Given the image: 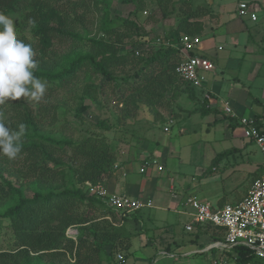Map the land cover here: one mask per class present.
Here are the masks:
<instances>
[{
  "label": "trees",
  "instance_id": "16d2710c",
  "mask_svg": "<svg viewBox=\"0 0 264 264\" xmlns=\"http://www.w3.org/2000/svg\"><path fill=\"white\" fill-rule=\"evenodd\" d=\"M108 1L0 0V12L15 20L20 38L35 49V74L48 85L42 102L0 106L13 128L24 123L27 129L18 159H0V221H8L12 234L11 247L0 249V264H102L103 256L108 264H125L132 233L124 224L115 226L114 213L85 189L87 182L103 183L116 168L117 153L102 132L126 133L142 108L162 121L161 110L181 95L199 105L197 89L175 73L182 60L177 44L181 35L202 34L201 19L212 15L210 8L180 0L176 26L156 46L159 38L150 27L173 13L174 0H151L155 8L143 20L145 0H122L134 11L117 26ZM86 101L108 115L91 124L94 131L75 139L76 125L66 115L72 111L84 122ZM197 110L202 116L213 112L204 105ZM72 226L76 242L65 236ZM189 234L193 243L200 235L213 242L225 236L212 225H195ZM233 254V264H264L244 247H235Z\"/></svg>",
  "mask_w": 264,
  "mask_h": 264
},
{
  "label": "crops",
  "instance_id": "0c3cea01",
  "mask_svg": "<svg viewBox=\"0 0 264 264\" xmlns=\"http://www.w3.org/2000/svg\"><path fill=\"white\" fill-rule=\"evenodd\" d=\"M241 1H248L255 5L258 17L256 22L238 17L237 8ZM215 18L214 25L209 24L208 17L201 19L203 32L199 36L200 40L202 41L205 37H208V40L204 43L200 41L201 49L198 48L196 51V54L207 57L214 65V70L206 74L204 85L197 89L198 106L204 105L213 112L202 116L196 106L193 107L194 104L191 101L192 108H182L185 111L184 114L188 116L185 119V126L189 127L191 124L193 128L190 131L196 133V130H215L217 126L223 124L225 138L231 146L229 150L242 153L251 142L244 139L239 118H255L260 128L264 130L263 105L257 99L250 102L249 93L244 92L246 84H252L258 78H264L262 71L264 68V0H239L234 12L229 14L227 19L222 20L214 16ZM225 85L230 95L229 102L221 97ZM262 98H264V90H262ZM225 104H228L235 116L225 114ZM140 112L142 116L139 114L136 118V121L141 122V126L136 130L138 134L135 132L130 140L120 142L118 140L116 168L102 183L111 193L144 201L150 200L153 203L152 208L142 209L124 222L126 229L133 235L131 256L125 264L133 259L136 249L139 251L142 249L144 254L134 259L132 264L143 262L155 264L154 253L149 255L147 251L149 245L154 247L156 254L166 260L163 264H171L170 259L175 258L177 254L185 257V255L199 254L200 250L203 254H208L206 260L209 264L221 258L233 264L234 254H221L214 249L205 251L207 246L204 247L202 244L207 242L210 245L213 242L209 236L200 235L195 243L189 242L188 239L186 242L182 236L176 234L174 225L176 221L179 222L180 218H183V221L179 223L180 230L186 233L185 226L192 221V211L185 204L188 197L196 196L214 207L235 205L245 198L255 179L252 181L249 176L247 180L250 182L246 188L230 191L223 186H216L217 181L222 182L223 185L221 177L219 179L206 177V172L199 171L198 165H195V168H198L197 174L188 178L180 172L181 165L173 160L178 153L167 138L163 139L162 135L157 134V128L150 122L152 116L145 108H142ZM164 128L163 133L168 135L169 128L167 127V132ZM148 158H155L163 170L158 172L155 168H149L144 174L139 173L142 160ZM167 162L172 164L170 174L173 176H163ZM248 162L250 164V161ZM213 170L217 172L218 168ZM212 182L213 187H211ZM187 247L189 249H186ZM182 249L186 250L181 253ZM192 263H194L193 260L190 264ZM104 264H108L106 258Z\"/></svg>",
  "mask_w": 264,
  "mask_h": 264
},
{
  "label": "rangeland",
  "instance_id": "374dc122",
  "mask_svg": "<svg viewBox=\"0 0 264 264\" xmlns=\"http://www.w3.org/2000/svg\"><path fill=\"white\" fill-rule=\"evenodd\" d=\"M239 0H191V4L193 7L201 6L205 8H210L212 15L209 16V24H215L216 18L214 19V16L220 17L222 20L227 19L228 15L234 12V9L236 8L237 2ZM146 7L144 8L147 15H145V12H141V19L148 16L153 9L155 8V4L151 0H145ZM174 11L171 13L166 19L161 21L159 24L155 26H151L150 29L152 31V36L157 37L162 40L165 33L169 32L172 28H174L175 24L177 23V10L179 8L180 0H174ZM210 2V3H209ZM212 3V4H211ZM108 6L110 10V14L112 19L114 20V25H119L120 18H126L129 16L130 12L134 11V8L132 5H127L122 2V0H109ZM157 17L160 18L159 13H156ZM208 37H205L202 39L201 43L207 42ZM218 40H216L217 42ZM198 46V48L201 49V44ZM160 43H156L155 45H159ZM197 48V49H198ZM126 51L125 49L121 50V53H124ZM264 72V68L262 69ZM97 83H100V78L95 79ZM224 91L221 94V97L225 101H230V95L227 92L226 85L223 89ZM245 93H249L250 95V102L251 100L254 101V99H257L261 102V105L264 107V98H262V90H264V78H258L254 83L252 84H246L245 85ZM185 95H181L177 98L176 102H174L171 106L164 108L161 110V115L163 120L162 121H156L151 117L152 124L155 125L158 131V135H162L163 139L167 138L169 140V143L174 148V150L178 153L177 157L173 160L176 161V163L180 166V172L184 175H187L188 178H191L199 171L206 172V177L209 178H217L219 179L221 177L223 181L220 183L219 181L216 182V186H223L226 189L232 191V190H240L243 188H246L248 186V183L250 180H247L249 176H251L252 180L256 179L258 175L260 174L261 170L259 171V165L261 166V155L258 150V148L251 143L247 146V149L245 151H242V153H234L230 149V143L225 138V132L223 131V124L220 126H217L215 130L210 129L209 131L206 130H196V133L191 132L190 129L193 128V126H185V122L188 118L184 113L182 108H190L192 106V102L188 100ZM85 104L89 105L90 108L86 112H84V122L79 123L75 117L74 113L70 111L68 115H66V118L68 121L73 122L76 125L77 131L74 134L75 139H79L82 136H85L87 132L94 131L95 129L92 127L91 124L95 123L99 117H106L108 114H102L97 107V104H92L89 101H86ZM198 108L197 105H193V107ZM192 108V107H191ZM142 116V112H140ZM138 114V115H139ZM129 124L126 125L125 129L127 130L126 133H112V132H102L105 136L109 138L111 141V145L113 150L117 153L118 147L117 143L120 141H126L130 140L131 132H136L138 130L139 126H141L140 121H129ZM167 126L169 128V134L165 135L163 133V128ZM179 126V127H178ZM179 129L182 131H179ZM243 132V130H242ZM137 133V132H136ZM138 134V133H137ZM119 140V142H118ZM247 151V153H246ZM221 157L214 163H211L213 161L214 156L217 154H221ZM201 157V158H200ZM201 160V161H200ZM250 161V164L249 162ZM170 162L166 163V170L163 173L164 175L170 174L171 169ZM195 165H198V168H195ZM137 171V165H135ZM223 167H226L225 169ZM214 169L218 168V171L215 172ZM239 171L241 173H239ZM245 172V174L243 173ZM173 176V175H172ZM245 176V177H244ZM170 178V177H168ZM10 179L14 180L16 179L15 175L10 176ZM246 179V180H245ZM215 184V183H214ZM211 187H213V182ZM25 194L29 195V191L26 189ZM171 217V215H170ZM174 220L175 216H173ZM183 221V218H180L179 222L176 221L174 225V230L178 236H182L184 241L190 238L189 233H184L180 230V224ZM210 243V242H209ZM12 245V234L11 230L9 228V223L7 220H1L0 221V249L1 250H7ZM204 247L208 246V243L202 244ZM136 246V244H135ZM147 249L149 255H152L154 253L155 255V264H163L166 260L162 259L158 254H156V251H154V247L152 245L148 246ZM200 247V245L198 246ZM136 249V248H135ZM153 249V251H151ZM186 249H189L187 247ZM180 250L182 253L184 250ZM215 252H218L217 249H214ZM152 253V254H151ZM144 254L142 252V249L135 250L132 256V260L130 262H127L126 264H132L134 259H137L138 257H142L141 255ZM208 254H203V252L200 250L199 254H194L190 256L182 257V254H177L175 258L170 259L171 264H190L192 260L195 264H209L206 260ZM181 256V257H179ZM192 258V259H191ZM103 261L105 263V256H103ZM258 260V259H257ZM108 262V261H107ZM258 262L263 263L262 261L258 260ZM103 263V264H104ZM192 263V264H194ZM139 264H148L147 262L139 263Z\"/></svg>",
  "mask_w": 264,
  "mask_h": 264
},
{
  "label": "built area",
  "instance_id": "2783aa9c",
  "mask_svg": "<svg viewBox=\"0 0 264 264\" xmlns=\"http://www.w3.org/2000/svg\"><path fill=\"white\" fill-rule=\"evenodd\" d=\"M237 15L240 18H248L252 22L258 19L255 5L248 1H241L238 4ZM200 41L199 36L181 35L177 44L182 60L175 68V73L196 89L204 85L206 74L214 70L213 63L207 57L196 54ZM156 43H162V40L157 39ZM191 53L194 54L191 55ZM224 112L229 116H235L228 104H225ZM239 124L242 127L244 139L253 143L260 152V174L252 182L245 198L235 205L214 207L196 196L188 197L185 204L192 211V221L185 226V231L192 232L195 225H212L221 228L225 233L224 239L212 242L205 251L217 249L221 254H233L235 247H244L251 251L256 259L264 263V133L257 128L254 118H239ZM164 131L167 132L168 128L165 127ZM149 168H155L158 172L163 170L155 158H148L142 160L139 173L144 174ZM85 189L88 195L100 199L114 213L115 226L123 225L136 212L153 207L150 200L144 201L111 193L102 183L93 185L87 182ZM65 236L76 242L77 228L69 227ZM116 259L124 262L121 255H117ZM212 264H229V262L221 258Z\"/></svg>",
  "mask_w": 264,
  "mask_h": 264
},
{
  "label": "clouds",
  "instance_id": "9594fccd",
  "mask_svg": "<svg viewBox=\"0 0 264 264\" xmlns=\"http://www.w3.org/2000/svg\"><path fill=\"white\" fill-rule=\"evenodd\" d=\"M29 24L35 26V21L30 19ZM36 57L32 44L20 38L15 20L0 12V106L44 100L48 85L35 74L39 65ZM26 133L24 123L13 128L0 108V159L17 160L23 152Z\"/></svg>",
  "mask_w": 264,
  "mask_h": 264
}]
</instances>
